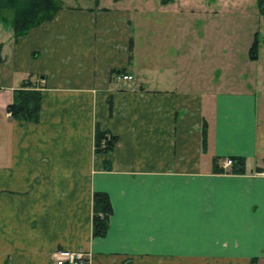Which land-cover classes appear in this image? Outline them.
Returning a JSON list of instances; mask_svg holds the SVG:
<instances>
[{
    "label": "crops",
    "instance_id": "1",
    "mask_svg": "<svg viewBox=\"0 0 264 264\" xmlns=\"http://www.w3.org/2000/svg\"><path fill=\"white\" fill-rule=\"evenodd\" d=\"M132 9L64 6L19 42L6 32L0 68L13 67L10 79L0 72V264H54L60 250L86 253L89 264H264L257 98L225 81L196 88L158 58L152 79L118 81L142 69L147 21ZM152 36L155 51L174 47ZM175 55L164 52L194 62ZM30 77L42 93L37 124L7 112ZM97 126L117 137L113 152L95 153ZM229 157H244L246 173L224 168ZM215 159L224 172H214ZM95 192L114 210L105 238L92 236Z\"/></svg>",
    "mask_w": 264,
    "mask_h": 264
},
{
    "label": "rangeland",
    "instance_id": "2",
    "mask_svg": "<svg viewBox=\"0 0 264 264\" xmlns=\"http://www.w3.org/2000/svg\"><path fill=\"white\" fill-rule=\"evenodd\" d=\"M59 1L63 7L96 9L100 6L106 9H123L126 6L135 8L132 9V13H136V9L142 11L137 17L147 22L142 31L143 43L137 45V58L141 63L139 67L142 68L135 74L134 79L138 82L143 76L149 80L153 78L155 74L153 63L158 58L164 63L161 66L168 69L166 71L168 75L172 66L179 69V74L187 71L186 78L192 77L196 88L198 85L200 87L211 85L213 89L225 81L228 87L251 92L258 100L260 120L257 152L258 158L264 163V18L259 13L258 0ZM144 8L150 9L151 12L144 13L146 12ZM143 13L148 18H155L157 23L152 22L150 27V18L143 16ZM13 18L12 10H0V57L4 59L9 47L6 32L12 33ZM257 33L261 38L259 57L258 60H251L249 50ZM152 35L158 36V43L161 45L174 41V47L155 51ZM3 44L5 46H2ZM3 48L5 51L2 54ZM166 51L171 55L176 54L174 57L178 60L194 57V62L192 59L182 61L181 64L173 62L164 56ZM9 57H12L10 53ZM12 67L13 63L9 61L3 69L0 68L3 78L10 79ZM57 252L52 255L53 262Z\"/></svg>",
    "mask_w": 264,
    "mask_h": 264
},
{
    "label": "trees",
    "instance_id": "3",
    "mask_svg": "<svg viewBox=\"0 0 264 264\" xmlns=\"http://www.w3.org/2000/svg\"><path fill=\"white\" fill-rule=\"evenodd\" d=\"M62 9L63 4L59 0H0V10L14 12L13 36L15 42H19L33 29L54 20ZM258 9L264 18V0H258ZM260 39L259 33H257L249 50L251 60H258ZM123 72L122 70L121 73ZM41 99L42 93L38 89L37 83L30 77L21 84L19 89L14 91V100L8 106L7 112L15 120L37 124L41 117ZM207 140V123L204 122L202 129L203 150L207 149ZM117 143V137L108 131L101 130L99 126L96 127L94 143L96 154L106 155L113 152ZM229 159L232 160L231 172L233 174L246 173L247 162L244 157H229ZM111 168L110 164H105V170H111ZM213 170L216 173L224 172V169L218 165L217 159L213 161ZM113 213L109 195L104 192H95L93 195V238H105L108 235ZM256 262L257 260L254 259L252 264H256Z\"/></svg>",
    "mask_w": 264,
    "mask_h": 264
},
{
    "label": "built area",
    "instance_id": "4",
    "mask_svg": "<svg viewBox=\"0 0 264 264\" xmlns=\"http://www.w3.org/2000/svg\"><path fill=\"white\" fill-rule=\"evenodd\" d=\"M118 81L132 82L134 77L131 75L119 74L117 76ZM232 166V160L226 159L223 167L228 168ZM54 264H89L88 255L83 252H71L66 250H60L55 255Z\"/></svg>",
    "mask_w": 264,
    "mask_h": 264
}]
</instances>
